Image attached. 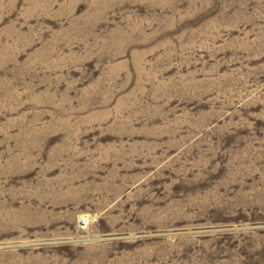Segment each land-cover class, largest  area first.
Listing matches in <instances>:
<instances>
[{
	"label": "rangeland",
	"instance_id": "374dc122",
	"mask_svg": "<svg viewBox=\"0 0 264 264\" xmlns=\"http://www.w3.org/2000/svg\"><path fill=\"white\" fill-rule=\"evenodd\" d=\"M0 264H264V0H0Z\"/></svg>",
	"mask_w": 264,
	"mask_h": 264
},
{
	"label": "built area",
	"instance_id": "2783aa9c",
	"mask_svg": "<svg viewBox=\"0 0 264 264\" xmlns=\"http://www.w3.org/2000/svg\"><path fill=\"white\" fill-rule=\"evenodd\" d=\"M81 224H82L83 226H87L88 222H87L86 219H83V220L81 221Z\"/></svg>",
	"mask_w": 264,
	"mask_h": 264
}]
</instances>
